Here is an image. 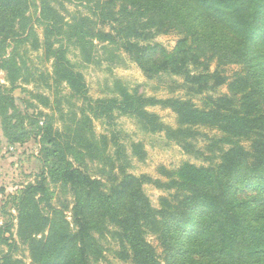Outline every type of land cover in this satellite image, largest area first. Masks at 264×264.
<instances>
[{
    "label": "trees",
    "instance_id": "trees-1",
    "mask_svg": "<svg viewBox=\"0 0 264 264\" xmlns=\"http://www.w3.org/2000/svg\"><path fill=\"white\" fill-rule=\"evenodd\" d=\"M115 1L96 0L84 16L64 22L48 0H38L36 20L43 27L39 40L27 24L31 1L0 0V66L10 67L11 84L19 79L18 69L13 58L5 56L13 44L33 34L35 48L42 46L51 62L53 84L59 89L65 85L79 104L78 112L70 110L65 130L56 127L51 116L37 134L45 175L72 193L73 227L49 206L45 177L11 197L17 236L31 263H98L92 232L101 234L104 222L115 227L111 234L126 247L133 264H161L144 238L148 230L164 249L166 264H264V0H169L158 8L130 10L122 5L114 11ZM27 29L31 33L24 32ZM160 33L179 36L172 51L151 43ZM95 40L115 45L147 77H180L187 98L139 95L118 81L115 95L90 98L68 54L73 48L83 63L94 62ZM229 65L238 66L231 76L220 69ZM222 86L228 94L204 97L202 106L192 102V96ZM55 95L58 106L63 99L59 91ZM149 107L169 109L175 127L160 122ZM57 112L62 113L61 107ZM118 117L135 120L145 131L164 133L187 152L198 153L193 143L199 128L215 130L218 137L207 138L204 145L211 163L160 167L163 180L133 175L128 172L130 157L141 160L143 146L119 142ZM94 121L107 134H96ZM242 141L249 143L248 150ZM83 150L108 165V186L73 167L69 158L81 159ZM144 184L166 194L158 198L157 208L144 193ZM245 190L252 194L239 198ZM0 264L22 263L8 251L0 256Z\"/></svg>",
    "mask_w": 264,
    "mask_h": 264
},
{
    "label": "rangeland",
    "instance_id": "rangeland-1",
    "mask_svg": "<svg viewBox=\"0 0 264 264\" xmlns=\"http://www.w3.org/2000/svg\"><path fill=\"white\" fill-rule=\"evenodd\" d=\"M30 1L31 5L27 11V24H30L28 28H33L35 36L42 40L43 27L40 25L41 22L36 20L39 2L38 0ZM48 1L64 22H71L89 12L87 6H94L96 0H90L89 3H86L85 0ZM165 4H170V1L116 0L114 11L122 5L130 10H135L147 6L158 8ZM203 27L207 30L205 25ZM29 29L24 32L31 33ZM32 35L28 36V40L22 44L21 42L13 44L5 56V58L12 57L18 69L19 79L15 83L11 84L9 81L10 67L5 66L3 68L0 66V85L2 86L0 94L3 95V97L0 96V241H5V243L0 242V256L2 253L10 251L12 256L20 260L22 264L32 263L26 245L17 236V212L14 210L11 197L18 195L26 185L34 184L45 177L44 182L50 193L51 202L49 206L57 211L58 216L62 212L64 219L71 224L72 193L69 191L68 186H61L45 175L37 134L38 126H42L44 121H47L51 116L55 122L54 125L61 128L60 130H65L62 126L68 125L69 120H71L70 110L78 112L79 107L77 100L72 99L65 85H62V88L59 89L58 86L53 84L51 62L46 60L42 46L35 48L34 36ZM178 38L179 36L173 33H160L155 35L151 43H157L162 50L170 52L173 50ZM93 43L96 45L95 58L94 62L90 64L83 63L77 51L73 48L69 49L68 54L75 70L84 77L90 98L99 99L115 95L116 81L127 88L129 92L139 95L156 98H187V87L179 86L182 83L180 77L163 75L147 77L136 63L117 50L115 45L101 44L96 40ZM213 67L214 65L210 70H213ZM220 69L227 76H231L238 69V66L229 65ZM171 83H175L174 87ZM57 91L60 92L63 99L58 106L55 95ZM221 94H228L226 86L217 88L215 92H204L198 96H192L190 93L192 102L196 106H202L204 97L211 96L214 98ZM57 107H61V114L57 112ZM147 110L156 114L163 124L175 127V116L169 109L149 107ZM116 124L115 130L118 132L121 144L141 143L143 146L141 160L130 157L128 172L136 176L146 175L161 180L163 178L160 175V167L171 170L176 169L183 163L196 166H206L211 163V160L208 159L210 155L205 151L204 145L207 144V138L218 137V132L215 130L208 127L199 128L197 130L199 138L197 137V141L192 142L194 150H197L198 153L187 152L177 142L167 139L164 133L145 131L133 119L118 117ZM92 126L96 134H107L106 128L100 122L94 121ZM22 133H24L23 136ZM66 136L67 133H63L62 139L64 140ZM241 144L248 150V142L242 141ZM126 151L129 155L128 146ZM83 152L84 155L79 160L75 159L73 161L72 158H69L73 167L81 168L83 172L99 179L104 186H108L104 179L109 168L108 165L97 160V157L95 159L90 158L85 150ZM142 189L154 208L158 207V198L166 195L151 184H144ZM251 194L250 190H245L243 193H239L238 197L245 199ZM103 225L105 230H102L101 234L92 232L100 253L96 264H133L127 257L126 247L111 234L113 231L116 232L115 227L107 226L104 222ZM72 227L71 224L70 228ZM144 238L155 249L161 264H166L163 256L164 249L157 237L148 230ZM90 260H93V258H90ZM202 262L205 263L206 260L204 259Z\"/></svg>",
    "mask_w": 264,
    "mask_h": 264
}]
</instances>
